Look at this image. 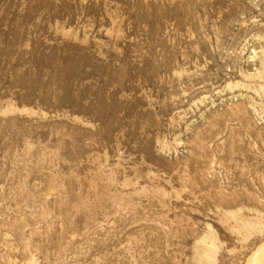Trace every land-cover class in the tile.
<instances>
[{
  "label": "rangeland",
  "instance_id": "rangeland-1",
  "mask_svg": "<svg viewBox=\"0 0 264 264\" xmlns=\"http://www.w3.org/2000/svg\"><path fill=\"white\" fill-rule=\"evenodd\" d=\"M263 242L264 0H0V264Z\"/></svg>",
  "mask_w": 264,
  "mask_h": 264
},
{
  "label": "bare ground",
  "instance_id": "bare-ground-1",
  "mask_svg": "<svg viewBox=\"0 0 264 264\" xmlns=\"http://www.w3.org/2000/svg\"><path fill=\"white\" fill-rule=\"evenodd\" d=\"M247 264H264V242L253 252Z\"/></svg>",
  "mask_w": 264,
  "mask_h": 264
}]
</instances>
